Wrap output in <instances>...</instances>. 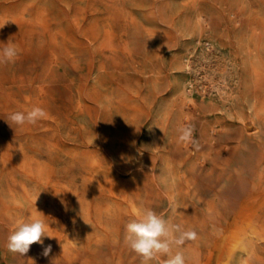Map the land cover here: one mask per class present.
Listing matches in <instances>:
<instances>
[{
  "label": "rangeland",
  "instance_id": "obj_1",
  "mask_svg": "<svg viewBox=\"0 0 264 264\" xmlns=\"http://www.w3.org/2000/svg\"><path fill=\"white\" fill-rule=\"evenodd\" d=\"M0 25L19 51L0 65V264H141L123 238L144 208L198 233L186 264L216 244L264 264V221L237 243L264 215V0H0ZM33 106L47 118L6 122ZM37 211L51 253H10Z\"/></svg>",
  "mask_w": 264,
  "mask_h": 264
},
{
  "label": "clouds",
  "instance_id": "obj_2",
  "mask_svg": "<svg viewBox=\"0 0 264 264\" xmlns=\"http://www.w3.org/2000/svg\"><path fill=\"white\" fill-rule=\"evenodd\" d=\"M3 26L0 25V28ZM18 55V46L14 41L10 39L6 43L0 42V65L15 62ZM47 115L48 113L44 108L33 106L30 110L12 112L6 122L10 127L13 124L18 127L36 125L39 121L47 118ZM178 132L179 142H194L193 129L191 127L181 126ZM135 159L132 156L121 155V160L125 164H132ZM65 192H71L78 199L74 192ZM62 193H54V195L60 196ZM60 202L65 211H68V202L64 199H61ZM174 210L177 211V209ZM84 222L89 224L86 221ZM49 224L48 218L38 211L37 215L16 222L15 227L7 238V250L12 254L25 257L31 245L39 244L43 247L42 255L45 257L49 256L52 251V245L44 246V238H55L48 234ZM196 240H198V233L195 230L185 228L179 223H171L151 208H144L137 214L136 218L125 225L123 244L140 257L141 264H152L153 261H157V264H186L184 253L179 250L174 252L173 249L182 248L186 242ZM162 256H166L167 259L161 260Z\"/></svg>",
  "mask_w": 264,
  "mask_h": 264
},
{
  "label": "bare ground",
  "instance_id": "obj_3",
  "mask_svg": "<svg viewBox=\"0 0 264 264\" xmlns=\"http://www.w3.org/2000/svg\"><path fill=\"white\" fill-rule=\"evenodd\" d=\"M263 221H264V215L261 213L260 214L257 213V215L254 216V219L252 220L250 227L247 229V234L249 235H245L246 237H244L243 240L240 242H237L235 240L233 244L235 245L236 244L235 242H237L240 245V247H242L250 239V235L260 234V231H262L261 227L263 226ZM245 251L249 252V250L247 249ZM233 257H234V252L231 247H227L221 244H216L214 250H212L209 253L207 264H212L215 258H216V264H221L225 259H228L227 261L228 264H232ZM244 261L245 264H254L253 259L251 258H246Z\"/></svg>",
  "mask_w": 264,
  "mask_h": 264
}]
</instances>
